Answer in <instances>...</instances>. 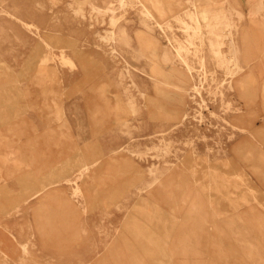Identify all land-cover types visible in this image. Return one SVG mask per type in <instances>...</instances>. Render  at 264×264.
Segmentation results:
<instances>
[{"label": "rangeland", "instance_id": "obj_1", "mask_svg": "<svg viewBox=\"0 0 264 264\" xmlns=\"http://www.w3.org/2000/svg\"><path fill=\"white\" fill-rule=\"evenodd\" d=\"M120 1L0 0V264H264V0ZM209 1L191 74L155 21Z\"/></svg>", "mask_w": 264, "mask_h": 264}, {"label": "bare ground", "instance_id": "obj_2", "mask_svg": "<svg viewBox=\"0 0 264 264\" xmlns=\"http://www.w3.org/2000/svg\"><path fill=\"white\" fill-rule=\"evenodd\" d=\"M122 1L123 0H121L120 3H122ZM148 1L152 4V6L155 8V10L163 12L160 9V4L157 0H148ZM134 3H138L141 5V10H142V13L145 17L141 18L140 21L143 23V26L145 27L146 30L152 32L151 30L154 28H151L149 26L150 23L148 22L150 19L154 20L151 9L148 7V5L146 4V2L144 0L143 1L142 0H134ZM37 4L42 8V6L39 3H37ZM123 4H124V2H123ZM1 5H2V3L0 4V6ZM220 5H222V4H220ZM187 8H189V6ZM106 10L110 11V8L107 7ZM219 10H221V9L218 6V4H216L212 1H209L204 5H199L196 3L192 4V6L188 9V11H186L185 13L182 12V13H184L183 16L178 15V17H176V15H175L174 20L180 22L181 27L184 28V30H185L184 32L188 34L185 37L190 38V36L192 35V37H194V39L196 38V40L194 42L193 41H188L186 43L179 42V40H177L175 38V35L171 32L172 27L174 25H172L170 22L165 23V25L163 24L164 23L163 22L161 25L155 21L156 26L159 30L158 34L162 38H165L167 40V42H168L167 44H169L171 46V48L173 49V51L176 53V55H178V57L182 61V64L185 66L186 70L189 71V72L187 71L188 73L192 74V73H194V71L200 72L204 69L203 68L204 63L202 61V56H200L199 59L196 56L198 54L202 55L204 45H209V49H210L211 53L214 55L219 56V55L223 54L222 44H223L224 39L228 36V29L227 28H228L229 24L222 17V15L218 14ZM21 12L22 13H20L19 15H16V18L19 21H22V23H23V19L25 17L27 18V20L29 22H31L33 20L34 11L32 10V8H30L29 5H28V7H26L25 10H23ZM113 12H114V9H113ZM41 17H43V15H41ZM110 20H111L112 26L117 25V22H115V17H111ZM171 20L172 19H170L169 21H171ZM178 22H176V23H178ZM25 24L27 26L29 25L28 22H26ZM157 28H156V30H157ZM27 29L33 33L32 29H30V28H27ZM183 36H184V34H183ZM13 38H14V41L13 40L12 41L15 42V40L17 38L16 33L14 34ZM110 39L116 40V41H121V42H124L127 44L128 37H127L126 31H125V28L121 24H119L117 31H116V35H115V33H112L110 35ZM231 42H233V40ZM189 45L194 46V48L190 49ZM176 55H175V57H176ZM166 56H167V54L164 53V59H166ZM226 57H228V56L226 55ZM176 59H177V57H176ZM225 59L227 60V58H225ZM195 64H197L198 66ZM198 68H200V70Z\"/></svg>", "mask_w": 264, "mask_h": 264}, {"label": "crops", "instance_id": "obj_3", "mask_svg": "<svg viewBox=\"0 0 264 264\" xmlns=\"http://www.w3.org/2000/svg\"><path fill=\"white\" fill-rule=\"evenodd\" d=\"M149 35L151 36V37H154V38H158L159 39V42H160V47L162 46V39L160 38V37H157V36H155L154 34H150L149 33ZM160 53V52H159ZM167 54V53H166ZM160 56H161V59H162V61H169V57H168V54H167V56H166V59H164V55H162V51H161V53H160ZM117 152V153H116ZM123 151H113V153H114V155L113 156H111V157H118V155H115V153L116 154H121ZM98 261H96V263H97Z\"/></svg>", "mask_w": 264, "mask_h": 264}]
</instances>
